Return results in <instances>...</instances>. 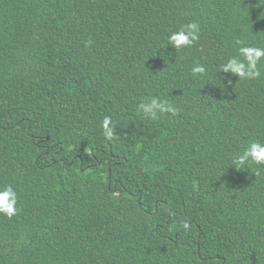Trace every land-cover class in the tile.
<instances>
[{"label": "trees", "instance_id": "trees-1", "mask_svg": "<svg viewBox=\"0 0 264 264\" xmlns=\"http://www.w3.org/2000/svg\"><path fill=\"white\" fill-rule=\"evenodd\" d=\"M238 41L264 47V0H0V264H264V165L232 164L264 143V60L223 72Z\"/></svg>", "mask_w": 264, "mask_h": 264}, {"label": "clouds", "instance_id": "clouds-1", "mask_svg": "<svg viewBox=\"0 0 264 264\" xmlns=\"http://www.w3.org/2000/svg\"><path fill=\"white\" fill-rule=\"evenodd\" d=\"M200 25L198 22L187 23L177 31H173L167 38V45H171L175 50L179 51L183 48L191 47L200 38ZM241 44L237 50V55L230 57L221 70L225 73L238 75L240 79H257L261 75L260 64L264 60V47L254 46L251 44ZM91 44L89 40L86 47ZM206 67L203 64L197 63L191 68L193 76H203L206 74ZM139 111L146 117L155 119L158 114L165 112L177 113V108L171 105L168 101L162 100L159 97H152L139 105ZM103 134L106 139L114 138V124L109 117H105L103 124ZM234 167L243 168L247 165H264V143L259 140H253L247 144L242 152L237 153L232 157ZM256 175L260 174L257 169ZM18 195L11 185H5L0 188V214L9 218L17 214Z\"/></svg>", "mask_w": 264, "mask_h": 264}]
</instances>
